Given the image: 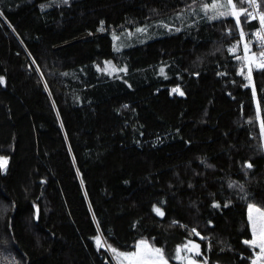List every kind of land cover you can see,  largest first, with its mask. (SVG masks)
Returning a JSON list of instances; mask_svg holds the SVG:
<instances>
[{"label":"trees","instance_id":"trees-1","mask_svg":"<svg viewBox=\"0 0 264 264\" xmlns=\"http://www.w3.org/2000/svg\"><path fill=\"white\" fill-rule=\"evenodd\" d=\"M212 3L0 0V264H118L98 235L171 264H252L264 69L248 79L245 44L260 22Z\"/></svg>","mask_w":264,"mask_h":264},{"label":"snow or ice","instance_id":"snow-or-ice-1","mask_svg":"<svg viewBox=\"0 0 264 264\" xmlns=\"http://www.w3.org/2000/svg\"><path fill=\"white\" fill-rule=\"evenodd\" d=\"M244 3H247L251 6H256V0H243ZM220 7H229L230 10L228 12H221L219 13V16H233L235 17L236 24H240V15L243 14L245 18L247 19L252 14L247 11L246 8L241 7L239 10L236 9V5L233 3V0H226V4L218 5L217 2L212 3L211 5L205 4L203 7L206 8H217ZM218 16H213L212 19H217ZM253 19H256V17H252ZM259 22L262 26V30H264V13L259 14ZM138 31H143V29H138ZM240 35L243 38L244 33L241 30ZM255 36L257 37V43L261 46L262 50L259 53V59L252 61L251 58L247 57V53L249 51L248 46L245 45V58L249 59V63L255 62L257 67L259 69H264V35L261 34L260 31L255 33ZM236 49L233 48L231 51H235ZM252 56L255 57L256 54L252 53ZM237 59H240V57H237ZM119 71H124V69H119ZM251 71L252 68L249 66L248 68V79H251ZM161 72L163 73V69H161ZM0 83H3V79L0 78ZM248 85H245L247 87ZM173 92H178L180 95H183V92L180 91L179 88L173 89ZM257 112H259V105L257 106ZM261 128L264 129V120L261 121ZM7 158L0 157V168L6 167ZM247 167L251 168V164H248ZM216 207H219V205H215ZM154 211L160 215L163 216L164 213L160 208H155ZM248 219L251 222L252 227V234L253 239L252 240H246L244 241L245 244L249 245H258L259 246V253L257 254L258 257H264V210L257 208L253 204L248 205ZM253 212L256 213V216L253 215ZM195 235L199 236L200 234L195 230H191ZM96 246L98 249L107 247L115 256V258L119 261V264H169L168 258L164 254V250L162 248L153 247L148 244L147 241L141 240L136 245V250L131 252H120L117 249L113 248L111 245H106L105 242L102 241L101 236H96L95 238ZM189 244H192V247L189 248L188 244L183 245L182 247L185 249H188L189 251H195L197 255H199V244H195L191 241H189ZM180 248L177 249V253L180 252ZM176 259H181L179 255L175 257ZM189 264H196V261L190 260ZM205 264H207L206 258H205ZM253 264H256V261H253Z\"/></svg>","mask_w":264,"mask_h":264},{"label":"rangeland","instance_id":"rangeland-1","mask_svg":"<svg viewBox=\"0 0 264 264\" xmlns=\"http://www.w3.org/2000/svg\"><path fill=\"white\" fill-rule=\"evenodd\" d=\"M252 12V11H251ZM253 14V16H254V13H252ZM259 26H260V24H259ZM259 26L256 28V30L252 33V36H251V39H250V44H252L253 42H256V41H254L253 40V35H254V33L258 30V28H259ZM262 27V26H261ZM260 27V28H261ZM131 37H133L134 39L135 38H137L138 36H137V34H136V32H132V31H130L128 34H125V35H123V36H116V39H117V41H116V44L118 45V46H122V45H126L127 43H128V41L130 40V38ZM249 43H246L245 45H247L248 46V49H249V51H248V53H247V57H249V58H251L252 59V61H255V60H258L259 59V56L254 52V51H252V46L250 45ZM252 53H255L256 54V56L255 57H253L252 56ZM246 60H247V65H249L250 67L251 66H254V65H256V63L255 62H253V63H249V59H247L246 58ZM180 91H181V89H180ZM0 157H5V158H7V162H6V167L5 168H3V170L4 171H6V169L8 168V164H9V158L8 157H6V156H2V155H0ZM254 205V204H253ZM257 208H260L259 206H257V205H255ZM260 209H262V208H260ZM263 210V209H262ZM253 215L254 216H256V213L255 212H253ZM250 225H251V222H250ZM144 241H147V240H144ZM148 242V244L149 245H151V246H153V247H157V246H155V245H153L151 242H149V241H147ZM157 248H160V247H157ZM165 254V253H164ZM166 256V255H165ZM167 257V256H166ZM116 259V258H115ZM169 260V259H168ZM190 260H194V261H196V264H205V260H200V259H198V258H193L192 256H186V264H189V261ZM116 262L119 264V261L116 259ZM169 264H171V262L169 261ZM207 264H209L208 262H207ZM220 264H223V263H220ZM256 264H264V257H260V259H259V261H257L256 262Z\"/></svg>","mask_w":264,"mask_h":264},{"label":"built area","instance_id":"built-area-1","mask_svg":"<svg viewBox=\"0 0 264 264\" xmlns=\"http://www.w3.org/2000/svg\"><path fill=\"white\" fill-rule=\"evenodd\" d=\"M256 4L258 5V7L256 6H252V12L254 13V15L257 17V19H259V14H260V6L259 3L256 1ZM261 24L258 28V30L255 32L257 33L258 31L261 32L262 35H264V30H262ZM255 33L253 35V40L256 41L255 43L257 44V46L262 50L261 46L257 43V37L255 36Z\"/></svg>","mask_w":264,"mask_h":264},{"label":"crops","instance_id":"crops-1","mask_svg":"<svg viewBox=\"0 0 264 264\" xmlns=\"http://www.w3.org/2000/svg\"><path fill=\"white\" fill-rule=\"evenodd\" d=\"M248 214H249V212H248ZM252 239H253V238H252ZM252 239H251V240H252ZM249 241H250V240H249ZM252 246H253V247H257V248H259L258 245H252ZM259 251H260V250H259ZM259 251H258V253H259ZM258 253H257V254H258ZM259 259H260V257H258V255H256V256L253 258V260H252V264H253V261H256V262H257V261H259Z\"/></svg>","mask_w":264,"mask_h":264},{"label":"water","instance_id":"water-1","mask_svg":"<svg viewBox=\"0 0 264 264\" xmlns=\"http://www.w3.org/2000/svg\"><path fill=\"white\" fill-rule=\"evenodd\" d=\"M199 253H201V250H199Z\"/></svg>","mask_w":264,"mask_h":264}]
</instances>
